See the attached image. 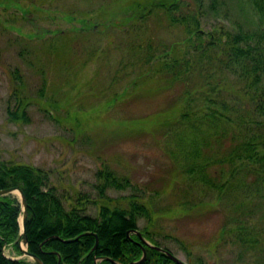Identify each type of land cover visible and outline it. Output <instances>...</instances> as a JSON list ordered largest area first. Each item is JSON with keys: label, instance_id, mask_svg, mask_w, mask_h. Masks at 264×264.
Listing matches in <instances>:
<instances>
[{"label": "rangeland", "instance_id": "374dc122", "mask_svg": "<svg viewBox=\"0 0 264 264\" xmlns=\"http://www.w3.org/2000/svg\"><path fill=\"white\" fill-rule=\"evenodd\" d=\"M146 1L158 0H0V158L45 168L67 206L83 197L85 210L95 216L103 200L98 186L104 178L98 173L111 169L129 184L109 185L105 195L134 194L146 201L150 229L179 258L195 264H264V243L255 249L220 239L223 227L231 225L228 201L224 195L216 200L213 186L190 183L179 165L180 150L190 147L186 141L176 145L171 134L157 128L166 115L180 118L187 103L183 93L189 85L158 62L159 54L174 53L185 29L163 6L143 16ZM188 1L189 8L199 9L194 0H180L177 14ZM202 1L208 9L209 0ZM250 1L216 0L213 11L198 14L199 30L208 37L221 28H257L260 16ZM16 88L28 101L27 121L9 118ZM198 101L195 92L192 106ZM203 144L196 146L198 157L221 149ZM208 166L211 177L214 167ZM223 178L224 170L215 181ZM12 193L21 199L18 191ZM247 208L249 223L263 231L264 200L254 197ZM147 221L140 218L139 226ZM5 252L32 260L8 244Z\"/></svg>", "mask_w": 264, "mask_h": 264}, {"label": "trees", "instance_id": "16d2710c", "mask_svg": "<svg viewBox=\"0 0 264 264\" xmlns=\"http://www.w3.org/2000/svg\"><path fill=\"white\" fill-rule=\"evenodd\" d=\"M179 1H146L144 6L143 16L163 6L172 22L182 23L185 29V36L172 49L174 53L157 57L161 67L169 71L168 75L189 85L183 93L187 103L179 112L180 118L166 115L160 123L156 121V125L165 135L171 134L176 145L186 141V146L190 147L180 150L179 162L181 173L189 176L190 183L213 186L218 192L216 200H222L224 195V202L228 201L230 220L226 222L231 225L223 227L220 239L229 237L248 248L256 245L261 248L264 229H255L256 225L249 223L251 217L246 212H250L247 204L252 198L264 200V0L250 1L260 16L257 28L241 25L233 31L221 28L220 34L213 32L208 37L199 30L198 14H205L204 10L213 11L216 0H209L208 9L202 7V0H194L199 4L198 10L189 8L188 1L184 6L186 10L177 14ZM139 9L142 10L140 6ZM152 47L150 40L149 49ZM166 50L164 43L163 52H168ZM151 57L152 54L148 58ZM17 91L18 88L14 90L16 102L8 108L9 118L27 121L28 101L20 93L19 98ZM195 92L202 102L198 101L201 104L197 107L191 104ZM204 141H209L208 146H220L219 153L198 154V157L196 146ZM209 164L214 167L211 177L206 171ZM223 170V180L215 181L216 174H222ZM98 175L104 178L98 186V200H103L95 216L85 210L83 197L67 206L50 185V174L45 168L0 158V189L20 187L27 199L28 250L37 254L44 264H58L59 254L61 264H126L141 258L145 246L146 259L135 264H180L163 250L144 243L138 234L137 230L152 244L173 252L150 229L152 210L146 201L134 194L105 195L107 186L123 187L129 184L128 179L111 169H103ZM238 209L241 211L237 213ZM21 212L22 203L17 196L13 193L0 195V264H37L27 258H13L5 252L6 245L11 244L22 254L19 245ZM143 217L149 221L140 227L139 220ZM243 224H247L246 227ZM97 239L98 245L94 247ZM255 259L258 260V251ZM185 263L195 264L192 259Z\"/></svg>", "mask_w": 264, "mask_h": 264}, {"label": "water", "instance_id": "95a60500", "mask_svg": "<svg viewBox=\"0 0 264 264\" xmlns=\"http://www.w3.org/2000/svg\"><path fill=\"white\" fill-rule=\"evenodd\" d=\"M14 191H18L20 193V196H21L20 200H21V203H22V211H23V214H22L21 220H20V223H21V237H19L21 239V241H20L21 250H22V252L24 254L30 256L37 264H44L42 259L37 254L31 253L28 250V247H27L28 246V236H27V232H26V220H27V215H28V208H27V199H26V196H25L23 190L20 187H5V188H1L0 189V195L9 194V193H12ZM137 232L140 235V237H141V239H142V241L144 243L149 244L152 247H155V248H157L159 250H163L174 261H177L180 264H186L185 261L183 259L179 258L178 255L174 254L173 252L169 251L168 249L163 248L162 246L150 243L147 239H145L142 236L141 231L137 230ZM97 244H98V240H97V242H96L94 247H96ZM146 257H147V249H146L145 246H143V255H142V257L137 259V260H132L129 263H126V264L140 263V262L144 261L146 259ZM116 263L117 264H122L121 262H116ZM58 264H61V255L60 254H59V263Z\"/></svg>", "mask_w": 264, "mask_h": 264}, {"label": "flooded vegetation", "instance_id": "af4514ba", "mask_svg": "<svg viewBox=\"0 0 264 264\" xmlns=\"http://www.w3.org/2000/svg\"><path fill=\"white\" fill-rule=\"evenodd\" d=\"M215 32V31H214ZM20 241H21V239L19 238V245H20Z\"/></svg>", "mask_w": 264, "mask_h": 264}]
</instances>
